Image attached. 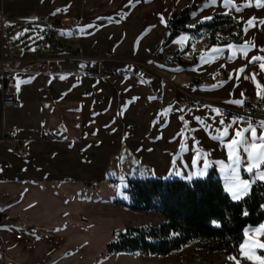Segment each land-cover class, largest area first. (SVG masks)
Returning <instances> with one entry per match:
<instances>
[{
	"label": "crops",
	"instance_id": "crops-1",
	"mask_svg": "<svg viewBox=\"0 0 264 264\" xmlns=\"http://www.w3.org/2000/svg\"><path fill=\"white\" fill-rule=\"evenodd\" d=\"M190 6L193 13L186 28L213 16H229L242 24L240 40L211 45L212 34L215 40H229L238 30L226 26L215 32H182L163 47L169 17ZM41 18L53 21L54 37L47 43L44 26L36 23ZM249 20L253 21L251 26ZM262 21L264 0H231L230 5L225 0H0V216L8 217L0 224L6 248L0 264H7L8 256L11 264L51 261L41 263L44 251L53 254L51 243H45L46 225L34 215L38 206L35 198L48 194L50 199L52 186L60 188L70 181H90L97 173L103 175L107 156L99 163L91 160L103 148L114 149L116 136L124 135V145L136 150L139 167L149 174L137 176L141 179L191 181L215 170L234 202L248 195L255 180L264 182L255 177L256 168L252 173L246 170L247 156L242 150L241 163L235 165L228 147L237 130L248 128L239 114L242 104L232 101L264 100L257 95L258 85L264 86L260 67L264 59L250 62L253 57L264 58ZM66 43L73 44L76 51L65 50ZM241 46H245L246 55L238 51ZM167 47L176 57L167 54L174 58L169 77L179 91L188 94L192 107L179 108L174 101L179 93L176 89L170 91L172 97L164 99L167 83L160 86L158 76L146 69L138 79L103 75L108 69L120 68L123 62H150L156 51ZM66 53L97 61L98 66L91 72H69L62 61ZM110 53L116 61L103 58ZM6 70L16 73L17 109L2 106V72ZM160 89L157 99L155 94ZM226 127L227 135L220 137ZM6 129L15 132L12 140L5 137ZM134 135L137 144L127 143ZM244 135L251 137V133ZM256 135H264V126L256 129ZM260 168L264 170V165ZM243 174H253V178H243ZM245 181L249 182L246 192L241 191ZM237 192L240 198L233 199ZM148 217L158 220L155 225L164 221L159 214ZM262 225L264 221L244 229L241 245L252 260L241 254L240 245L237 260L203 250L185 264H261L264 248L257 245L264 243V235L257 230ZM16 232L31 240V250L13 239ZM35 240L42 248L39 255L34 254ZM200 243L204 242L192 241L165 256L111 254L143 255L152 258L151 264H181L175 262L176 253L187 251V247L195 252Z\"/></svg>",
	"mask_w": 264,
	"mask_h": 264
},
{
	"label": "rangeland",
	"instance_id": "rangeland-1",
	"mask_svg": "<svg viewBox=\"0 0 264 264\" xmlns=\"http://www.w3.org/2000/svg\"><path fill=\"white\" fill-rule=\"evenodd\" d=\"M190 7L193 13V8L192 6ZM184 9L185 8L175 12H180ZM47 19L50 20V18ZM50 21L53 23L52 20ZM61 24H65V21ZM40 26L43 27L41 24ZM70 28L72 29L73 27ZM182 42L185 43V40ZM65 47V50H68L70 53L76 51V47L71 43H66ZM168 50L171 49L167 47L156 51L153 54L154 59L150 60V62H123L124 64L121 63L123 65H120V68L108 69L103 72V75L131 76L138 79L141 77L140 75L144 76L142 70L145 71L146 69L149 74L151 72L158 76L160 86L164 83L170 85H164L166 90V93H163V95L166 94L164 99L168 96L172 97L170 91H174V89L178 90V88L169 77L168 72L171 71V67L163 66L161 63V59L163 56H167V54H171L176 58L174 54L175 51L171 50L168 52ZM156 55L157 57H155ZM104 57L106 61H116L113 54H111V57L109 54H105L103 58ZM78 60L83 59L73 54L62 58L63 63L66 65V70L69 72H75V70L78 72L80 71L74 64V61ZM105 60L102 59L100 61ZM91 68L93 67L91 66ZM81 72L86 71L81 70ZM182 91H179L177 99L175 98L174 101H178L180 95L186 93ZM160 94L161 89L156 91L155 96L157 99H159ZM168 101L170 102V99ZM126 139L124 135L120 138L116 136L114 139L115 150L110 148V146L109 148H103L99 151L98 157L91 160L95 161V163H99L102 161V158L107 156L105 165L107 168L103 175L97 173V177L90 181H70L71 183H67V185H63L60 188L52 186L50 189V199L48 194H46L44 198H35V201L38 202V206L36 207L37 212L34 213L35 218L39 223L46 225L44 228L47 232L46 236H48V239L45 240V243H51V247H48L53 255L50 256L48 249L47 251L43 250L44 252L41 255V258L46 259L47 262L51 260L47 264H151L153 262L152 258L143 255L128 254L126 256H120L119 254H107L105 251V246L111 241L115 231L124 230L130 226L155 225L158 223L155 217H148L150 213L134 212L113 204L117 199L127 198L124 194V189L126 181L129 178L149 176L146 170L139 167L137 158L134 155V151L136 150L133 148H131V150L128 144L124 145ZM135 140H137V138L134 135L133 138L130 140L128 139L127 143L136 145L137 141ZM95 168L97 169L98 167L96 166ZM87 170L92 169L88 168ZM84 171L85 170H83V173ZM93 171L94 170H92V172ZM85 174L82 176H85ZM89 174L91 175V173ZM102 176H106V178ZM31 214L32 213H30V215ZM34 244V247L37 248L34 254L39 255L42 248L36 240ZM197 246V248H200L199 252H191V247H187L185 249L187 251L176 253L175 262L185 264V262L194 259L196 254H200V251L204 250L206 254L211 252L208 249V245L205 243H200ZM191 256H194V258ZM205 256L208 260L211 258L209 255ZM6 260L7 264L12 263L9 256ZM212 263L213 262L206 261V264Z\"/></svg>",
	"mask_w": 264,
	"mask_h": 264
},
{
	"label": "trees",
	"instance_id": "trees-1",
	"mask_svg": "<svg viewBox=\"0 0 264 264\" xmlns=\"http://www.w3.org/2000/svg\"><path fill=\"white\" fill-rule=\"evenodd\" d=\"M188 8L191 7L185 9ZM175 14L174 11L168 21V36L163 47L182 32H215L226 26L238 30L229 40H215L212 34L211 45L238 42L241 38V22L229 16H213L190 29L185 27L188 18L177 20ZM243 178L251 180L253 174H243ZM124 194L126 199H117L113 204L134 212L159 214L164 221L159 225L130 226L115 231L113 239L105 246L107 254L165 256L192 241H200L207 244L211 252L231 255L237 260L244 229L264 221V182L255 180L248 195L234 202L224 191L215 170L191 181L130 178Z\"/></svg>",
	"mask_w": 264,
	"mask_h": 264
},
{
	"label": "built area",
	"instance_id": "built-area-1",
	"mask_svg": "<svg viewBox=\"0 0 264 264\" xmlns=\"http://www.w3.org/2000/svg\"><path fill=\"white\" fill-rule=\"evenodd\" d=\"M192 13V9H184L183 11L176 12L175 19L183 20L189 18ZM44 26V43L54 37V32L52 30V22L47 18H41L36 22ZM111 57V54H109ZM162 64L172 65L174 63V58L170 56H165L161 59ZM15 77L16 73L12 70H6L2 72V106L7 109H17L19 107V101L17 94L15 92ZM179 108L192 107L193 104L190 101L186 93H182L178 98ZM239 114L245 120L247 126L251 123L252 127L255 129L262 128L264 126V100L258 98H244ZM15 136V132L12 129H6L5 137L8 140H12ZM25 154H28L25 152ZM8 221L7 216H0V224H4ZM13 239L16 242L23 243L28 250L32 249L31 240L27 239L22 232H16L13 236ZM0 257H6V248L4 242L1 240V231H0ZM45 259H41V263H44Z\"/></svg>",
	"mask_w": 264,
	"mask_h": 264
},
{
	"label": "snow or ice",
	"instance_id": "snow-or-ice-1",
	"mask_svg": "<svg viewBox=\"0 0 264 264\" xmlns=\"http://www.w3.org/2000/svg\"><path fill=\"white\" fill-rule=\"evenodd\" d=\"M225 2L229 5L231 4V0H225ZM236 10L240 11V8L237 7ZM262 23H264V21H262ZM248 24L251 26L253 24V21L249 20ZM214 51H218V50H214ZM238 51L243 52L245 55L247 54V50H246L245 46H241L238 49ZM261 59H264V58L253 57L250 62H255V61L261 60ZM260 67L262 70H264V63H261ZM239 71L243 72L244 69L241 68ZM245 78H248V77H245ZM258 88L260 90L257 92V95L258 96H264V86L258 85ZM232 103L242 104L243 101L236 100V101H232ZM221 123H223V121H221ZM229 127H230V125H229ZM227 131H228V129L226 127L220 133V137L227 135ZM245 133H251L250 139L244 135ZM228 147H229V158L233 161V163L235 165H239L241 163L240 152L242 150L247 156L248 167L246 170L249 173H252L253 168H256L255 177L260 178V179H264V170H261V168H260L261 165H264V135H261L258 137L256 135V129L252 127L251 123L249 124L248 128L239 129L236 131L235 137L232 138L231 143H229ZM248 183L249 182H247V181L244 182V187H243V189H241V191L246 192L247 187H248ZM239 198H240L239 192L233 193V199H239ZM257 231H259L261 235H264V225H262L261 228ZM257 247L264 248V243H259L257 245ZM241 254L246 256V258L249 260L253 259L252 255H250L244 251V245H241ZM229 259H235V258L229 257ZM256 259H261V258L256 257ZM261 264H264V259H261Z\"/></svg>",
	"mask_w": 264,
	"mask_h": 264
},
{
	"label": "water",
	"instance_id": "water-1",
	"mask_svg": "<svg viewBox=\"0 0 264 264\" xmlns=\"http://www.w3.org/2000/svg\"><path fill=\"white\" fill-rule=\"evenodd\" d=\"M74 64L77 66L78 70H83L86 72H91L92 71V67L95 66V68L98 66V62L97 61H86V60H78V61H74Z\"/></svg>",
	"mask_w": 264,
	"mask_h": 264
}]
</instances>
